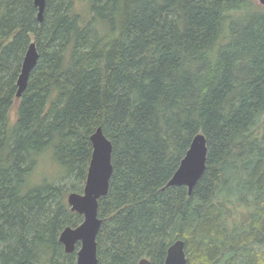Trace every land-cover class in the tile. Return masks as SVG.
Wrapping results in <instances>:
<instances>
[{
  "label": "trees",
  "instance_id": "16d2710c",
  "mask_svg": "<svg viewBox=\"0 0 264 264\" xmlns=\"http://www.w3.org/2000/svg\"><path fill=\"white\" fill-rule=\"evenodd\" d=\"M38 61L16 81L30 43ZM12 112L15 115L12 116ZM97 128L112 145L97 264H264V7L254 0H0V264H76ZM206 167L167 186L195 135ZM59 172L32 184L45 159Z\"/></svg>",
  "mask_w": 264,
  "mask_h": 264
},
{
  "label": "water",
  "instance_id": "95a60500",
  "mask_svg": "<svg viewBox=\"0 0 264 264\" xmlns=\"http://www.w3.org/2000/svg\"><path fill=\"white\" fill-rule=\"evenodd\" d=\"M257 2L264 7V0ZM34 6L37 9V19L42 22L45 0H34ZM38 57L35 44L32 42L28 45L21 63L16 81V99H19L25 91L29 75L36 66ZM89 140L92 152L82 193H70L67 197L70 210L80 215L82 222L75 228H65L59 235V242L67 254L73 253L78 247L76 264L98 263L96 237L102 223L98 218V201L107 194L112 175L110 141L103 135L101 128H97ZM206 157L205 137L197 134L167 186H185L190 194L205 171ZM139 264H148V262L142 260ZM164 264H186L183 241L177 240L168 248Z\"/></svg>",
  "mask_w": 264,
  "mask_h": 264
},
{
  "label": "rangeland",
  "instance_id": "374dc122",
  "mask_svg": "<svg viewBox=\"0 0 264 264\" xmlns=\"http://www.w3.org/2000/svg\"><path fill=\"white\" fill-rule=\"evenodd\" d=\"M13 115H15V112H12V116ZM58 173L59 172H56L55 168L49 162V159L46 158L35 170L33 176L31 177V183H40L44 179L52 181L54 179V176H57Z\"/></svg>",
  "mask_w": 264,
  "mask_h": 264
},
{
  "label": "flooded vegetation",
  "instance_id": "af4514ba",
  "mask_svg": "<svg viewBox=\"0 0 264 264\" xmlns=\"http://www.w3.org/2000/svg\"><path fill=\"white\" fill-rule=\"evenodd\" d=\"M77 248H78V247H77ZM77 248H76L75 251H74L75 253H76V251H77ZM168 248H169V247H168ZM168 248L166 249V251H165V255L162 257V260L160 261L159 264H164V262H165V260H166V256H167ZM184 257H185V260H186V264H191V263L189 262V258H188V255H187L185 249H184ZM142 260H146V261L148 262V264H152L150 258L147 257V256L141 258V259L138 261L137 264H139Z\"/></svg>",
  "mask_w": 264,
  "mask_h": 264
}]
</instances>
